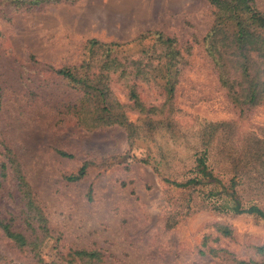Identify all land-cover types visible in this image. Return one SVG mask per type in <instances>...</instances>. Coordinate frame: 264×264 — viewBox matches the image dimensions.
<instances>
[{
	"label": "rangeland",
	"instance_id": "obj_1",
	"mask_svg": "<svg viewBox=\"0 0 264 264\" xmlns=\"http://www.w3.org/2000/svg\"><path fill=\"white\" fill-rule=\"evenodd\" d=\"M18 2L0 0V163H18L33 204L7 164L0 214L33 244L17 246L0 228V264L60 255L67 264L81 249L99 251V264H261L264 220L216 210L209 193L229 190L238 174L242 205L264 209L254 172L264 159V96L248 104L232 69L237 101L223 86L204 48L209 0ZM254 3L264 12V0ZM167 39L178 52L170 94ZM60 68L101 79L113 120L128 123L96 120V103ZM200 154L210 180L196 173ZM83 165L82 177L67 178ZM194 176L202 180L178 185Z\"/></svg>",
	"mask_w": 264,
	"mask_h": 264
},
{
	"label": "trees",
	"instance_id": "obj_2",
	"mask_svg": "<svg viewBox=\"0 0 264 264\" xmlns=\"http://www.w3.org/2000/svg\"><path fill=\"white\" fill-rule=\"evenodd\" d=\"M21 4L37 5L42 2H48L50 0H18ZM210 5L214 8V18L212 26L208 30L207 34L203 37L205 42V50L213 60V64L219 74V78L223 86L227 87L231 91V95L234 96V100L237 101L238 93L234 88V83L230 78V70L240 76L246 84L239 91V95L245 94V99L248 104L260 102L264 96V12L259 11L254 3V0H209ZM171 40V39H170ZM168 42L169 46L163 50V53L167 56V61L163 65L164 71L162 77L164 79V89L167 94H170L175 85V59L178 54L171 46V41ZM96 41L92 40L91 45L94 46ZM254 57V58H252ZM258 58V59H257ZM59 74L66 79L80 84L84 89L85 94L96 103L94 111L96 113L95 119L104 123H118L126 125L125 117L120 114L113 120V110L109 108L107 101V88L104 90L101 86L102 80L89 79L87 76H78L72 70L68 68H60L57 70ZM144 75L149 76V71L142 72ZM245 102V101H244ZM243 102V103H244ZM117 117V118H116ZM126 122V123H125ZM210 128L215 129L217 125L209 124ZM209 143V141H207ZM206 149H204V152ZM64 154V153H62ZM7 164L15 169V179L19 182L18 186L24 187L22 192L23 197L27 199L28 206L33 203L30 201V195L27 194L26 184L24 177L18 168V163L11 157L7 156V160L0 163V175H5ZM254 164L257 165L255 174L257 175V190L264 191V159L256 157ZM196 173L200 174V177L212 178V171L208 168L206 163V156L200 154L195 159ZM85 165H83L75 174H71L67 178L69 180H77L85 173ZM236 175L231 177L229 190L226 188L217 190L216 188L210 189L211 195H217L219 197L213 203V208L219 211H231L234 214H252L264 220V209L256 204H251L247 207L242 205L239 199V193L236 189L238 181H236ZM198 176V175H197ZM194 176L187 179L183 183L178 185L181 187L188 186L189 184H196L200 182V178ZM242 176V174H241ZM224 195L225 199H222L220 195ZM29 199V200H28ZM28 209V207H27ZM28 215V214H27ZM30 221H27L29 226L31 223H37L33 218L29 216ZM41 222V221H39ZM0 228L3 230L6 237L13 240L17 246L31 245L33 243L27 242L25 236L16 230L11 228V221L6 220L0 214ZM42 228H45L42 225ZM31 230L35 233L37 230L42 231L40 226L35 229L31 227ZM227 232V230H225ZM257 252L264 255V244L257 246ZM63 256H59V260H52L49 264H62ZM82 261V264H99L102 261V255L97 250H74L73 255L67 260V264H73L76 260ZM240 263H245L240 261ZM264 264V260L261 262Z\"/></svg>",
	"mask_w": 264,
	"mask_h": 264
}]
</instances>
